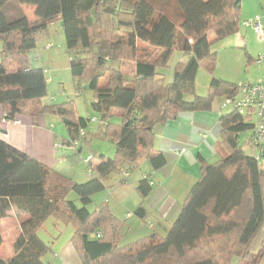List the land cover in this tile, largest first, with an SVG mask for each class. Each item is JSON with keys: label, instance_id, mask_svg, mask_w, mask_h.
Instances as JSON below:
<instances>
[{"label": "trees", "instance_id": "obj_1", "mask_svg": "<svg viewBox=\"0 0 264 264\" xmlns=\"http://www.w3.org/2000/svg\"><path fill=\"white\" fill-rule=\"evenodd\" d=\"M240 1L174 0L180 12L175 21L168 12L156 13L148 0H0V106L5 119L14 120L30 110L36 124L37 116L47 112L59 116L67 128L69 137L63 143L76 146L83 139L79 129L88 120L75 118L69 102L42 105L40 99L47 95L44 71L25 62L30 48L26 42L35 40L54 19L61 22L69 73L77 85L85 77L94 91V111L105 119L118 109L123 117L117 128L107 131L113 136L114 157L101 155L92 164L91 156L87 164L95 174L82 184L0 140V220L11 208L24 214L12 255L0 254V264H48L42 260L48 247L37 229L50 216L74 226L71 241L82 264H231L236 259L257 263L264 254V152L253 156L238 144L239 134L251 130L252 122L232 110L219 117L220 145L226 154L211 163L200 161L199 177L164 235L153 231L121 245L122 221L108 206L93 212L87 208L113 171L142 160L158 169L165 164L153 147L155 124L184 112L208 110L216 96L237 93L236 83L213 76L216 52L211 45L238 30ZM22 5L34 7L36 21H29ZM139 42L159 49V55L154 59L140 55ZM176 48L191 57L178 64L173 80L165 84L155 76V68L165 64ZM11 57L14 69L8 63ZM123 58L135 63L131 80L110 68ZM201 61L212 75L209 95L194 94L186 100L185 95L194 92ZM105 73L108 79L103 84ZM250 143L249 137L244 144ZM152 182L148 175L137 182L142 199ZM70 191L77 194L80 205L67 198ZM142 209L140 205L136 211ZM228 239L235 243L223 245ZM2 241L0 226V247Z\"/></svg>", "mask_w": 264, "mask_h": 264}, {"label": "rangeland", "instance_id": "obj_2", "mask_svg": "<svg viewBox=\"0 0 264 264\" xmlns=\"http://www.w3.org/2000/svg\"><path fill=\"white\" fill-rule=\"evenodd\" d=\"M156 9V13H161V10L168 12L171 17L176 21L180 17V12L174 2V0H148ZM32 7V6H31ZM33 8V7H32ZM213 36V32H209V37ZM33 45L28 48L26 53V61L31 67L39 66L44 71L47 86V95L40 99L42 105H58L65 102L72 104L74 109L75 118L83 117L87 121V126L83 128V139H79L76 146L67 145L63 143L64 140H68V131L63 124L59 116L45 112L43 114L44 120L48 124L56 125V129L60 126L64 128V137L60 138L61 150H57V158L60 160L59 165L54 169L71 181L81 183L90 179L95 173L88 172L89 165L85 163V159L92 155L93 161L97 162L99 157H114L115 150L113 143V136L107 131L117 128L122 122L121 110L113 109L111 113L102 119L99 112L94 111L92 108V102L94 100V91L88 86L85 77L77 85L74 82L70 69H69V55L66 51L64 44V35L62 31L61 22L57 19L50 21L44 31L36 34L35 40H31ZM140 49V55H147L149 58L154 59L159 55L160 50L147 45L146 43H138ZM214 46V45H213ZM1 50V43H0ZM188 52H184L179 49L172 50L169 58L165 64L157 65L155 68V76L162 78L165 84L170 83L173 80V74L175 68L179 63H185L189 59ZM12 58V57H11ZM8 59L11 69L15 68V65L11 63L14 60ZM1 60V59H0ZM110 68H117L125 78L128 80L133 79L135 76V63L129 58H123L116 63L109 64ZM197 73L195 77L194 92L193 94H186L185 99L191 100L194 94L201 97H207L209 92V83L212 75L209 74L205 67V61H201L199 67H197ZM260 73H255L249 78L252 82L258 80ZM86 76V75H85ZM215 77V75H213ZM103 84L107 82L108 73L104 74L101 78ZM237 84V83H236ZM218 100V97H215ZM219 101V100H218ZM28 107L27 109H33ZM225 111L230 108L224 109ZM27 113V114H26ZM29 111L24 112L29 116ZM37 117H42L38 115ZM31 118V117H30ZM95 118V119H93ZM249 131L245 130L240 133L238 141L239 144H243L246 141V135ZM248 143V141H246ZM248 152H252L253 148L250 144H243ZM247 146V147H246ZM255 149V148H254ZM143 168V162L140 161L136 166L128 168L123 167L119 171H113L103 180L104 188L95 192L91 196V201L87 205L89 211L93 212L99 206H108L109 210L116 214L122 221L123 231L126 230L120 244H126L127 242L134 241L135 236H141L144 232L148 231L147 223L151 222L152 214L149 218H146L147 223L141 222L135 215V206L138 204L137 199L141 200V196L136 192L135 185L138 182L139 173ZM129 171V175L125 176V172ZM68 199L74 200L77 205L80 202L77 198V194L74 191H70L67 195ZM129 213V214H128ZM19 217L8 216L1 223V231L3 241L0 247V254L3 257L12 255V245L16 236L19 233ZM137 224V225H135ZM121 226V227H122ZM129 226V229L128 227ZM74 226L71 223H63L56 221L52 216L48 217L41 227L37 229L38 237L47 245L48 250L43 255L42 260L48 264H82L77 250L72 244V236L74 234ZM235 243L232 239L224 241L223 245L228 246ZM235 245H232V250L236 249ZM206 246L200 253L206 250ZM198 256V255H196ZM256 264L264 263V254L259 257ZM224 263V262H223ZM231 264H243L239 259L233 260Z\"/></svg>", "mask_w": 264, "mask_h": 264}, {"label": "crops", "instance_id": "obj_3", "mask_svg": "<svg viewBox=\"0 0 264 264\" xmlns=\"http://www.w3.org/2000/svg\"><path fill=\"white\" fill-rule=\"evenodd\" d=\"M240 2L238 30L214 41L211 45V50L216 52L213 75L219 80L231 83L251 81L249 78L252 75L257 72L261 74L264 70V61L258 64L255 62L258 55L264 54V0ZM32 7L21 6L30 22L37 20ZM255 17H259L263 27L261 37L257 36L252 27ZM26 44L30 47L33 45L31 41H27ZM216 97L219 101L213 98L211 108L208 110L184 112L174 119L153 126V147L164 156L165 164L158 169L142 160L143 168L138 179L148 175L153 185L147 197L137 199L138 204L132 215L147 223L146 218L152 214L150 215L152 220L147 223L148 231L139 234L141 236H135L136 238L153 231L164 235L180 213L179 210L192 184L199 177L200 161L211 163L226 154V150L220 145L219 117L230 110L225 111L221 108L224 96ZM3 115L0 106V140L6 141L50 168L55 169L59 165L57 150L62 148L60 138L64 137V128L59 126L56 129V125L48 124L44 116L38 117L37 123L33 124L31 118L25 114H18L14 120H7ZM248 131L246 141L251 135V131ZM246 141L244 143H247ZM57 145L60 147L57 148ZM243 146L247 154L258 155L256 149L253 148L250 153L245 145ZM181 147L184 150L177 152ZM140 205L143 209L136 211ZM8 216L21 219L24 214L11 208ZM4 219L0 220V226ZM127 227L129 229V226ZM120 231L124 236L126 230L123 231V226Z\"/></svg>", "mask_w": 264, "mask_h": 264}, {"label": "built area", "instance_id": "obj_4", "mask_svg": "<svg viewBox=\"0 0 264 264\" xmlns=\"http://www.w3.org/2000/svg\"><path fill=\"white\" fill-rule=\"evenodd\" d=\"M261 22L259 17H255L252 23V27L256 32L257 36H263V27H261ZM264 61V54H260L256 57L255 62L261 63ZM237 93L235 95L224 96L221 101V108L235 111L241 116L248 117L252 122V129L250 135V144L254 146L257 150L259 157L261 153L264 152V70L261 73L258 80L255 82L246 81L238 82L237 84ZM95 119V118H93ZM80 135L84 134L83 129H79ZM77 142H75L76 144ZM60 147L57 145V148ZM184 150L181 147L177 152H182ZM92 155L88 156L84 161L85 163L89 162ZM88 168V172H90ZM129 173L125 172V176H128ZM96 237L98 232L95 233Z\"/></svg>", "mask_w": 264, "mask_h": 264}]
</instances>
